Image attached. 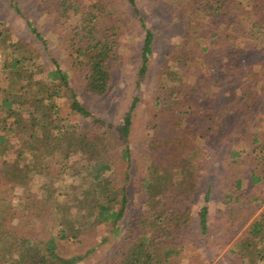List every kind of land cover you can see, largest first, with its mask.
Here are the masks:
<instances>
[{
	"label": "trees",
	"instance_id": "obj_1",
	"mask_svg": "<svg viewBox=\"0 0 264 264\" xmlns=\"http://www.w3.org/2000/svg\"><path fill=\"white\" fill-rule=\"evenodd\" d=\"M89 1L91 9L86 10ZM89 1L80 4L77 0H37L45 11L49 10L56 16L54 19L60 16L72 18L64 34L72 60L71 71L50 54L48 41L31 21L28 24L38 44L15 37L11 27L0 23V54L4 60L0 66V183L3 182L9 190V187L29 186L36 176L41 177L42 189L46 191L44 196L51 189L54 196L57 193L59 196L53 211L47 212L46 203L40 206L38 197L32 206L45 210L47 216L53 215L54 218L64 214L54 225H47L49 233L45 239L15 234L5 227L2 220L12 207L5 195L0 196V248L10 251L17 260L15 264H76L80 257L62 256L58 251L59 243L80 239L89 229L102 224L121 237L118 253L112 258L114 264H180L176 258L173 259L179 253L175 251L174 244L183 231L195 217L200 221L203 234L210 229L209 207L200 206L196 196L201 179L199 173L205 160L201 142L211 140L215 145L220 144L217 152L221 153L223 144V148L230 149L232 145L229 142L244 128V133H250L253 143L260 142L259 147L254 146L250 150L256 161L251 169L253 184L264 180V154H260L264 129L255 133L249 125H239L248 122L240 116L250 105L247 97L253 91L248 87L242 100L235 103L237 106L228 102L221 105L216 94L212 99L208 98L209 87L195 91L190 85L182 84L186 83L184 75L174 68L165 69L163 85L153 98L157 109L156 134L135 158L130 136L138 98L134 99L120 123L107 124L83 104L72 82L71 72L74 75L78 71L80 83L87 91L104 95L109 91L113 78L111 64L117 58V43L116 33L112 32L116 26L107 27L104 23L106 0ZM128 1L136 8V0ZM177 3L189 22L196 21L195 17L204 22L200 27L204 41L198 44V48L191 50L186 47L182 52H174L172 60L175 67L190 61H195L198 67L200 58L214 50L211 46L213 39L223 38L224 48L227 47L224 36H230L228 26L241 29L244 16L252 11H264V0H177ZM15 6L18 8L16 3ZM80 10L83 17L77 22L75 17L81 14ZM207 16L215 17L216 23L221 21L222 27L213 29L206 23ZM263 22L252 25L253 35L264 34ZM154 38L153 32L147 30L142 48L141 75L148 70ZM39 43L43 44V49ZM222 50L221 53L226 52V49ZM46 53L49 55L48 63ZM212 71L213 67L207 72L210 75ZM225 71L233 76V71ZM175 77L179 78L178 82ZM182 86L186 87L185 90ZM61 100L67 101L73 113L89 122L78 124L63 117ZM260 100L264 118V97ZM109 129H116V135H110ZM115 136L122 138L119 141L124 145L122 158L128 168L139 164L138 171L145 173L142 188L146 208L128 225L124 224L130 201L128 182L116 186L107 176L112 167L108 154ZM18 146L20 150H17ZM226 154L231 159L232 173L225 182V196L227 203L237 202L243 196L241 190L246 171L243 169L248 162L234 149ZM33 159L40 161L44 168L33 166ZM69 188L73 191L70 194L72 199L66 202L60 198L69 194ZM210 191L211 187L207 198ZM248 219L245 217L243 224ZM234 246L232 251L244 260L264 264V216L254 219ZM16 250L20 261L14 255Z\"/></svg>",
	"mask_w": 264,
	"mask_h": 264
},
{
	"label": "rangeland",
	"instance_id": "obj_2",
	"mask_svg": "<svg viewBox=\"0 0 264 264\" xmlns=\"http://www.w3.org/2000/svg\"><path fill=\"white\" fill-rule=\"evenodd\" d=\"M77 1L83 4L86 0ZM88 3L86 10L91 9L90 1ZM177 4V0H136V8H134L128 0H106L104 23L108 25L107 27L116 26L112 33H116L117 43L115 46L117 58L111 64L113 78L110 89L104 95L92 94L80 83L78 71H75L74 75L71 72L72 82L80 100L107 124L120 123L134 99L138 98L130 136V146L135 158L156 134L154 123L157 120V109L153 98L158 94L160 85H163L162 74L167 68H174L175 71L184 75L186 83L182 84L190 85L192 89H196L195 91L200 92L203 91V87H209L208 98L212 99V96L216 94L217 102L221 105L225 102L235 104L242 100L244 92L250 87L253 91V94L247 97V104L250 105L240 116L241 119L248 120L250 124L246 121L238 124L241 127L249 125L251 131L255 133L264 129L263 111L259 104L262 96L264 97V34L255 36L251 29L254 23L264 21V11L259 13L252 11L246 17L244 16L241 29L232 25L228 26L227 33L230 36H224L227 47L224 48L223 38L213 39L211 46L214 50L200 58L198 67L195 61L175 67L172 60L174 52L177 50L182 52L186 47L191 50L198 48V44L204 41L201 38V36L204 37L203 31L200 29L204 22L198 17H195L196 21L189 22ZM80 13L78 17H75V21H80L83 17V12ZM54 17L56 16L49 10L45 11L37 0H0V23L11 27L15 37H23L38 44L28 24V21H31L48 41L50 54L57 57L64 68L71 71L72 60L65 44L64 34L67 33V27L71 25L72 18L60 16L54 19ZM216 21L215 17H206V23L213 29L222 27L221 21L219 23ZM147 30H151L155 38L148 61V70L141 75L142 48ZM198 30L199 33L196 32ZM39 47L43 49L44 46L39 43ZM222 49H226V52H222L223 54ZM48 56L46 53L47 63ZM3 63V56L0 54V66H3ZM211 65L213 71L209 75L207 71L212 68ZM225 69L228 72L233 71V76H229ZM206 78L208 80L204 81ZM175 79L176 82L179 81L178 77ZM182 87V90H185L186 87ZM61 106L63 117L78 124L89 122L88 119L73 113L67 101L61 100ZM239 108L242 110V106ZM240 130L241 132L229 142L232 145L231 148H223L225 146L223 144L221 153L217 152L220 144L215 145L211 143V140L201 142V153L205 160L200 169L201 179L196 196L200 206L209 207L210 229L207 234H203L200 221L198 217H195L192 224L183 231L174 244L175 251L179 253L175 254L173 259L176 258L180 264H252L232 250L236 240L250 223L264 216V180L258 184H253L252 181L251 169L256 161L252 158L254 155L250 150L254 146L259 147L260 142L253 143L252 138L249 137L250 133H244V128ZM114 132L116 133L117 130L111 129L110 135L115 134ZM113 139L108 154L112 167L107 176L116 186H123L128 182L130 201L127 217L124 220V224L128 225L134 222L146 208V197L142 188L145 173L138 171L139 164H135L132 169L128 168L127 162L122 158L124 145L119 142L122 138L115 136ZM262 144L260 154H264V143ZM19 148L20 146L17 150ZM233 149L239 151L248 163L243 169L246 171L241 190L242 199L227 203L225 182L227 178H230L232 170H230L231 164L229 165L230 156L226 153ZM32 163L38 169L43 167L38 160L33 159ZM127 175L130 176L129 179ZM209 187L211 191L207 198ZM52 190L45 197L46 191L42 189V178L38 176L26 187H9L8 190L3 182L0 183V196L5 195L6 201L12 207L2 218L5 227L14 231L15 234L47 238L49 233L47 225H54L57 219L64 217V214L58 218H54L53 215L47 216V212L53 211L55 200L59 196L58 193L54 196ZM72 193L70 189L69 194L60 199L66 202L71 201ZM36 197L40 200L37 202L40 206L46 203L47 212L32 206ZM43 197H45L44 201ZM245 217L249 219L246 224H243ZM120 238L119 235L113 234L108 226L100 224L89 229L81 235L80 239L60 242L58 251L64 257L79 256L80 259L76 264H114L112 258L118 253ZM17 251L14 255L20 261ZM8 262L15 264L17 260L9 250L0 248V264H8Z\"/></svg>",
	"mask_w": 264,
	"mask_h": 264
}]
</instances>
